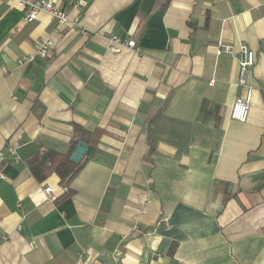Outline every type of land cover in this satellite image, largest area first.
I'll list each match as a JSON object with an SVG mask.
<instances>
[{"label": "crops", "instance_id": "obj_1", "mask_svg": "<svg viewBox=\"0 0 264 264\" xmlns=\"http://www.w3.org/2000/svg\"><path fill=\"white\" fill-rule=\"evenodd\" d=\"M53 1L67 23L0 2V150L19 158L0 167V264H264V0ZM218 41L254 51L246 86ZM75 125L93 156L38 178L34 155L67 152Z\"/></svg>", "mask_w": 264, "mask_h": 264}, {"label": "built area", "instance_id": "obj_2", "mask_svg": "<svg viewBox=\"0 0 264 264\" xmlns=\"http://www.w3.org/2000/svg\"><path fill=\"white\" fill-rule=\"evenodd\" d=\"M13 2L16 7L23 10V21L26 23L33 22L37 19L40 13H46L51 19L56 21L59 25L65 24L69 21V15L66 11L61 10L55 6L53 0H0ZM84 0H71V9L77 10L84 5ZM109 50L114 53H118L122 48H129L138 51L136 43L133 39H121L116 34H111L110 37ZM53 42L51 39H41L35 44L34 55H38L45 58L50 53ZM216 53L218 55H227L236 59L238 63V77L236 84L238 86L247 85V77L254 65L255 54L252 49H250L246 44L240 43L237 48L232 44L225 41H218L216 47ZM33 55H26L17 60L19 66L30 62ZM10 70L0 65V79L5 75L9 74ZM250 90L245 96H237L231 106L229 112V119L231 121H236L243 123L247 120L249 109H250ZM13 159L15 162L19 158L15 154L14 147L8 146L0 150V167L3 162L8 159ZM0 177H4L0 171ZM66 190V187L64 186ZM44 193L50 201H55L56 194L54 193L51 186L44 187Z\"/></svg>", "mask_w": 264, "mask_h": 264}, {"label": "trees", "instance_id": "obj_3", "mask_svg": "<svg viewBox=\"0 0 264 264\" xmlns=\"http://www.w3.org/2000/svg\"><path fill=\"white\" fill-rule=\"evenodd\" d=\"M159 117H163L162 114H156L151 122L157 120ZM152 123L148 124L149 133H148V142L151 147V152L154 151V143L156 141V137L153 134V131L150 129ZM74 135L69 143V148L67 152L62 153L58 150L48 148L43 149L36 153L32 160L30 161V166L32 170L37 173L38 178L40 176L45 175L47 173H54L58 177L60 184H67L70 178L79 170L81 166V161L74 162L70 159V155L79 140H86L85 132L82 128L75 125L74 126ZM69 190L63 192L59 196L56 197L55 201H58L62 197L69 194Z\"/></svg>", "mask_w": 264, "mask_h": 264}, {"label": "water", "instance_id": "obj_4", "mask_svg": "<svg viewBox=\"0 0 264 264\" xmlns=\"http://www.w3.org/2000/svg\"><path fill=\"white\" fill-rule=\"evenodd\" d=\"M94 150L95 148L93 146L85 141L79 140L70 155V159L74 162H78L84 157H92Z\"/></svg>", "mask_w": 264, "mask_h": 264}]
</instances>
